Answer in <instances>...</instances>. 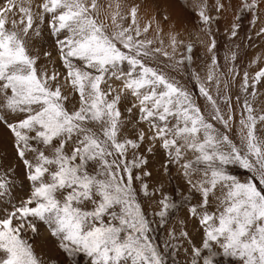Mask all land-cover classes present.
I'll return each instance as SVG.
<instances>
[{
	"label": "snow or ice",
	"instance_id": "obj_1",
	"mask_svg": "<svg viewBox=\"0 0 264 264\" xmlns=\"http://www.w3.org/2000/svg\"><path fill=\"white\" fill-rule=\"evenodd\" d=\"M184 4L211 36L219 16L212 14L208 0ZM212 9L220 14L226 5L215 0ZM140 10L136 3L122 12L119 0H109L106 6L99 0H0V128L28 182L26 194L17 197L11 192L14 182L6 174L0 176V264H57L38 255L30 242L41 224L68 264H77L79 256L88 264H166L149 235L152 222L141 196L154 200L153 216L160 226L182 207L198 221L199 245L187 231L179 234L190 245L189 264H217L221 253L237 264H264V131L258 135L257 128H264V109L244 100L237 146L210 122L229 129L233 120L230 97L223 98L229 108L225 117L207 86L215 82L219 95L215 55L206 82L192 73L199 95L212 109L209 120L193 94L165 71L191 62L192 45L177 59L184 41L172 31L175 24L170 25L167 46L163 39L157 43L147 37L155 24L159 38L169 15L157 19L153 14L141 25ZM245 13L255 26L264 14V0H240L235 20ZM45 24L63 75L55 69L49 72L47 64H38L40 55L33 54L39 53L33 37L42 36ZM239 27L233 22L231 37ZM257 35L264 36V26ZM215 47L212 39L208 51ZM51 56L43 52L45 60ZM157 63L161 66H154ZM113 80L121 82L119 90ZM261 82L264 67L251 80L246 71L242 91L251 89L254 101ZM66 86L71 90L67 95ZM72 94L78 106L69 109ZM125 94L132 101L124 111L130 117L136 109V120L121 111ZM140 124L147 125V131ZM157 144L167 157L165 172L169 164L178 165L188 185L187 193L177 192L179 202L162 185L149 191L152 172L145 153L153 154ZM230 165L244 170L245 176L232 174ZM168 235L177 238L174 231Z\"/></svg>",
	"mask_w": 264,
	"mask_h": 264
},
{
	"label": "rangeland",
	"instance_id": "obj_2",
	"mask_svg": "<svg viewBox=\"0 0 264 264\" xmlns=\"http://www.w3.org/2000/svg\"><path fill=\"white\" fill-rule=\"evenodd\" d=\"M101 5L106 6L109 0H99ZM121 4V11H126L130 5L139 3L141 4V10L139 13V20L141 25L146 22L143 20L145 16L150 18L155 14L157 19H161L165 12L169 15V21L162 24V27L175 24V28L172 31L179 32V39L184 41V45L178 47L176 57L179 59L181 54L187 55L186 45H192L191 62L185 61L184 65H181L178 70L171 71L165 67V71L169 75L174 76L180 81L181 85L187 88L192 94L194 99L202 109H205V116L210 120L211 107H206V100L199 95V89L196 87V80L192 76L195 72L200 77L201 82H206V76L211 65V57L215 55L218 67L215 71V77L219 81L220 92L219 95L216 91V84L213 82L211 85H207L211 91V94L216 99L221 112L225 114V117L229 114L228 105L224 102V97H230L231 101V114L233 120L229 122V129H225L222 124L217 121H211L214 126L221 132L226 133L230 139L240 146V113L243 107L244 100L247 98L253 102V107L256 109H264V82L257 84V96L253 101L249 93L242 91V80L244 72H248L249 78L254 75L260 67H264V36H258L257 32L260 27L264 26V14L261 15V19L253 26L250 21L252 16L250 13H245L240 20H235V16L240 4V0H222L226 5V10L220 14H216L212 9V5L215 0H208L210 11L213 15H218L219 18L215 20L211 25V36L201 30V27L197 24L196 16L190 8L185 7L184 0H119ZM35 11V7L33 8ZM233 22L240 25L238 34L236 37H231L230 29ZM125 25L130 23V19L126 20ZM155 24L147 34L149 39L156 40L163 39L165 46L168 45L169 38L160 35L156 36ZM169 32V31H168ZM162 34V33H161ZM32 33L30 32V36ZM212 39H215L216 47L212 52L208 51V46ZM32 46L34 49H39V53L34 51L33 54H39V65L47 64L49 72L53 69L58 70L63 75L64 69L58 56L56 55L55 45L53 38L49 35V29L45 24L42 28V36L33 37ZM52 52L51 58L45 60L43 57L44 51ZM170 51V49H169ZM233 54L235 60L232 59ZM165 65L169 62L164 61L163 57H160ZM156 67H160L161 64H154ZM126 67V66H125ZM234 69L235 71H230ZM239 73L238 75L236 73ZM63 84V80H61ZM113 87L119 90L121 86L120 81H110ZM70 88L65 87L64 93L67 95L70 93ZM239 97V102H237ZM132 98L125 94V98L122 99L120 105L121 111L124 113L125 118L136 120L138 118L137 110L133 109L132 115L124 111L126 107L130 106ZM73 105L78 106V97L74 94L69 96L67 106L69 109ZM140 128L147 131V125L140 124ZM258 135L264 131L261 125H257ZM143 146L140 151L143 153L147 145ZM148 156V169L152 172V176L148 179L149 191L154 188L163 186V191L171 195L177 202L180 197L179 193H187L188 185L185 182L182 170L178 165L169 164L167 172L163 165L167 162V157L164 151L157 144L153 154H147ZM192 153L186 154V159H191ZM13 168L14 172H8V169ZM228 170L241 178L245 176V172L239 169L237 166H228ZM7 175L9 181L14 182L11 185V192L14 196H22L26 194L28 189V182L25 177V170L22 163L15 155V150L9 141L6 132L0 128V176ZM138 186V185H137ZM159 196L156 197L158 199ZM140 203L143 211L151 223V232L149 233L152 243L158 247V250L164 255L166 264H189L191 259L190 245L187 240L180 237L181 230L187 231L189 238L199 245L202 237V229L198 224V221L193 220L186 207L180 208L175 211L166 221L163 226H160L157 221L158 218L153 216V212L157 210V206L153 199L140 197ZM195 203V201H193ZM210 210H212L210 208ZM38 234L33 238L29 236L30 242L33 244L35 251L38 255L43 256L45 259L57 262V264H68L65 254H63L56 246L54 238L50 236L44 225L38 226ZM174 231L176 239L173 240L169 237L168 233ZM220 252L219 249L216 250ZM77 264H88L87 258L79 256L76 258ZM217 264H237V261L231 257H224L221 254L216 257Z\"/></svg>",
	"mask_w": 264,
	"mask_h": 264
},
{
	"label": "bare ground",
	"instance_id": "obj_3",
	"mask_svg": "<svg viewBox=\"0 0 264 264\" xmlns=\"http://www.w3.org/2000/svg\"><path fill=\"white\" fill-rule=\"evenodd\" d=\"M145 22H146V20H148V17L147 16H145V18L143 19ZM168 26H165L164 27V32L161 34V35H163L164 37H168Z\"/></svg>",
	"mask_w": 264,
	"mask_h": 264
}]
</instances>
